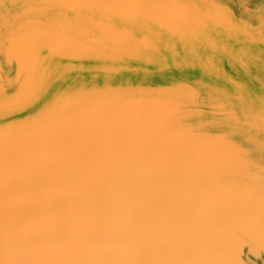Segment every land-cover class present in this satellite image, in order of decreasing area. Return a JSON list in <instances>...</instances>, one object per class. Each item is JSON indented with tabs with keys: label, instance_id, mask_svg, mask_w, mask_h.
<instances>
[{
	"label": "snow or ice",
	"instance_id": "6c2138e0",
	"mask_svg": "<svg viewBox=\"0 0 264 264\" xmlns=\"http://www.w3.org/2000/svg\"><path fill=\"white\" fill-rule=\"evenodd\" d=\"M0 131V264H264V0H0Z\"/></svg>",
	"mask_w": 264,
	"mask_h": 264
},
{
	"label": "bare ground",
	"instance_id": "6f19581e",
	"mask_svg": "<svg viewBox=\"0 0 264 264\" xmlns=\"http://www.w3.org/2000/svg\"><path fill=\"white\" fill-rule=\"evenodd\" d=\"M7 2L11 3L12 0H7ZM7 135L18 136V135H21V134L20 133L6 134L3 131H0V141H3L7 137ZM223 238L227 239V233L226 232L223 234Z\"/></svg>",
	"mask_w": 264,
	"mask_h": 264
}]
</instances>
